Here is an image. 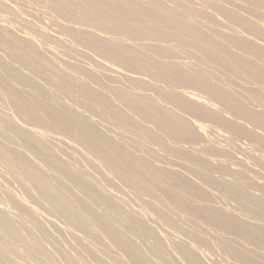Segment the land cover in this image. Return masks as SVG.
Returning <instances> with one entry per match:
<instances>
[{
    "label": "bare ground",
    "instance_id": "obj_1",
    "mask_svg": "<svg viewBox=\"0 0 264 264\" xmlns=\"http://www.w3.org/2000/svg\"><path fill=\"white\" fill-rule=\"evenodd\" d=\"M12 1L9 2L11 4H6L0 0L1 10L7 11L14 5L20 8L21 2L25 1L28 3H23L24 5H41L39 7H43V10L45 8L42 14L46 11L68 22H56L57 28L62 32L52 29L64 32L63 35L66 36L68 34L77 46H89L128 73L114 69L110 74H103L95 68L96 72L91 70L94 66L89 69L77 60L76 63L69 62L71 59L65 63L62 61L61 65L62 62L58 63L56 59L60 61L58 55H62L63 50V57L66 54L76 58L81 56V52L76 51L77 46L71 44L73 47L67 45L68 48H65L66 45L62 44L64 42L59 36L39 30L38 38L30 36L32 29L31 34L26 31L28 35L24 33L26 36L19 37L14 33V26L1 23L0 18V99L4 101L0 102V107L5 109L2 104L8 101L13 110L9 108L11 114L13 112L11 116L8 115L10 112L0 113V167L7 168L5 175L1 172L4 168H0V178L2 179V175L7 177L6 174L9 173L20 184L25 183L27 196L30 195L28 199L31 197L35 201L37 198L33 197L36 193L40 199L37 202H46V209L49 205L53 210L52 214L56 213L55 217L58 215L65 222L60 220L63 225L66 224L64 229L58 221L59 227L63 228L59 230L56 227L58 223L54 222V215L48 221L45 219L48 216L44 218V215L38 219L42 203L33 206L31 199L18 197L20 194L15 196L8 187L5 190L6 185L4 187L2 181L0 262L3 258L4 264H54L53 257L56 256L54 259L65 257L70 264H84L86 262L80 263L79 259L84 255L96 263L99 262L98 259L104 261L105 257V261H109L102 250L110 252L113 247L116 252L120 250L124 253L125 256L122 252L119 254L121 258L127 257V260L120 258L116 264H178L169 257L173 252H178L188 264H203L201 257L199 258L200 252L197 255L192 247H187L181 240H174L177 238L176 234H170V237L176 235L174 239L167 237L172 242L177 241V245L175 242L171 244L176 245L178 251L170 248L168 243L171 240L164 244L163 239L162 242L159 232L157 235L154 232L156 229L152 230L154 226L152 229L148 226V222L155 218L154 215L149 216L153 209V214H157L159 220L169 228L187 232L200 246H210L211 240L203 232L214 230L219 241L224 235L231 239L227 243L223 240L224 244L221 241L226 256L231 255L243 264H264V179L257 182L249 177L244 169L247 159L245 162L237 160L236 165L239 163L243 169L239 167L233 170L225 160H221L226 162L224 164L217 162L218 158H211L223 152L216 149L218 146L208 145L204 149L201 144L198 146L203 139L197 129L199 122L195 124V121L181 114L187 113L202 122L212 123L210 129L212 125L213 129L216 127L222 130L230 142L244 140L245 144L247 141V151L251 156L245 153L246 158L252 157L255 160L252 161L264 169V0ZM14 1H17L16 4ZM24 5H21L24 9L30 8ZM32 6L30 10H35L36 7ZM39 7L37 10L41 9ZM17 11L21 13V10ZM6 16L5 14L4 17ZM38 16L37 14V18ZM7 17L13 23L14 19L12 21ZM16 22L17 20L14 23ZM34 29L37 30L35 27ZM41 44L57 46L58 53L61 48L64 49L59 54L49 52L48 55L47 51H43L46 46L44 48ZM87 58L89 59L88 56ZM88 59L86 60L90 63ZM64 60L66 61V57ZM180 88L187 92L180 91ZM188 88L201 91L207 97L204 98L197 92H188ZM151 90L154 96L150 95ZM206 99L220 107L214 108ZM14 114L23 121L19 122L21 125L18 120H14ZM91 115L97 118H91ZM99 125L107 126L108 128L102 127L111 130V133L114 131L121 139L109 135L110 131L106 133ZM207 125L204 130L208 129ZM47 132H53L56 136L49 135L53 136L50 140ZM215 135L217 133L213 137ZM17 143L20 144L19 149L15 147ZM183 143L190 148H183ZM238 143L236 146H241ZM55 145L71 148L76 155L73 154L71 158L72 155L61 146L59 150L65 149V155L61 153L62 156L71 155L68 156L71 159H65ZM77 149L86 154L83 160L88 154L104 167V171L105 168L108 170L106 172L109 175L105 176V172L99 170V166L96 167L97 171L104 174V184L100 182L101 177L98 181L96 178L99 176H96V181L91 178L95 176L86 168L83 172L78 167L82 156L80 160L76 159L77 156L79 158ZM242 150L246 152V149ZM159 152L163 154L160 155ZM168 156L173 158L171 159L175 164L177 162L180 165L179 169L189 170L191 174L188 175L200 180L202 185L201 182H195L194 178H189L186 171H183L184 174L182 170L174 169L175 165L168 162L165 165L164 160ZM90 158L87 157L88 162ZM93 170L96 172V169ZM110 176L119 178L120 182L129 186L128 190L135 191V198L138 195L144 200L142 203L150 209V212L146 209L147 219L154 217L151 221L140 218L146 213L143 205L142 211L145 213L138 216L139 212L131 213L124 207V203L122 205V202H117L113 198L116 195L111 191H104L107 188L103 189V185L105 187L111 182ZM14 177H7L5 183L8 181L9 184L8 179L11 181ZM11 182L13 185L15 181ZM111 183L107 186L110 187ZM210 188L218 189L223 200L236 203L238 213L225 207L226 204L223 206L222 202L221 205L215 203ZM118 200L122 201L123 198ZM128 206L129 203L126 207ZM9 211H15V219L21 218L23 222L26 219L23 216L30 218L33 228L28 226L29 220L26 221L28 225L20 220L22 224L13 220ZM40 220L57 228V235H61V231L66 234H62L66 238L69 233V236L75 235V249L71 251L82 255H78L79 258L75 256V259L73 254V257L67 255L66 250L62 256L56 255L53 248L55 246L49 242L52 239L50 231L46 230L47 227ZM155 221L154 219L153 222ZM185 221L192 223L195 229L185 228ZM70 228L80 230L82 235L71 234ZM46 231H49V243H45ZM134 237L139 242H145L144 246L142 242L139 244L147 248L143 249L135 243L137 240L134 241ZM89 239L101 248L90 247L87 244ZM53 240L54 237L51 242ZM46 244H49L48 249H45ZM166 245L170 248L168 252L172 253L167 254ZM50 246H53V251L47 253ZM55 248L57 250L62 247L56 245ZM96 249H101L102 254ZM52 253L54 256H51ZM174 253L173 256L178 255ZM205 253L207 252L204 250L202 254ZM100 254L105 257L100 258ZM10 256L15 257L16 261L13 262ZM115 258L112 257L114 261ZM56 260V264L61 261ZM68 262L64 260L63 263Z\"/></svg>",
    "mask_w": 264,
    "mask_h": 264
},
{
    "label": "rangeland",
    "instance_id": "obj_2",
    "mask_svg": "<svg viewBox=\"0 0 264 264\" xmlns=\"http://www.w3.org/2000/svg\"><path fill=\"white\" fill-rule=\"evenodd\" d=\"M4 3H8V4H11V3H9V2H13L12 0L11 1H8V2H6V0L4 1V0H2ZM17 2V1H16ZM16 2L14 1V4H16ZM21 2V1H20ZM20 2H19V4H20ZM22 4H20V8H19V6L18 5H14V6H12L13 8H15L14 10H13V8H11V6L10 5H7V6H10V10L8 9L7 11H4L5 9H2L1 10V8H0V12L2 11L3 12V14H2V12H1V14L0 15H2V17H0L1 19V23L3 22L4 24L5 23H7L6 25H11V26H14V28L16 29V30H14V33L17 35V36H19V37H23V36H26L25 34L28 32L29 34H31L32 32H31V29H32V31H33V35L31 34L30 36H33L34 38L35 37H37L38 38V33H39V31H43V32H48V33H50V35L51 34H53V36L55 35L56 37L57 36H59L58 38L59 39H61L62 40V42H64V43H62L64 46L66 45H70V47H73L71 44H74L75 46H77V44L74 42V40L73 39H71L70 38V36L67 34V36L64 34L63 35V33H60V32H62L59 28H57L58 26H57V23L56 22H58V23H63V22H65V24H67L68 22H66V21H64V20H62V19H60L59 17L57 18L56 16H52V15H50V14H48L46 11L42 14V12L45 10V8H44V10L41 8V7H39V6H41V5H39V6H36L37 4H34V3H30V4H34L35 6L34 7H36V11L35 10H30V8H31V6L32 5H30V6H28V5H24L23 3H28V2H21ZM12 5H13V3H12ZM24 5V6H28V7H30V8H25L24 9V7H22V6ZM22 7V8H21ZM33 6H32V8H34ZM38 7L39 8H41V9H39V10H37L38 9ZM20 11L21 10V13H19L18 11H17V9ZM26 9H27V12H26ZM29 9V10H28ZM17 11V13H14V12H16ZM11 11V12H10ZM40 16H38V18H37V14L35 13V12ZM11 13V14H10ZM36 14V15H34V14ZM5 14L7 15V16H9V17H7V18H13L14 19V21H13V19H12V21H13V23L11 22V20H8V19H6V17H4L5 16ZM10 14V15H9ZM13 14H15V16L13 15ZM19 14H22L20 17H18V15ZM12 15V16H11ZM45 15H47V16H45ZM25 16V18H23ZM45 16V17H44ZM14 17H16V19L14 18ZM20 18V19H19ZM36 18V19H35ZM46 18V19H45ZM4 19V20H3ZM24 19V20H23ZM35 19V20H34ZM41 19V20H40ZM44 21H43V20ZM48 19V20H47ZM49 19H52V20H49ZM5 20H7L6 22H4ZM15 20H17V22L16 23H14L15 22ZM18 20H19V22H18ZM28 23H27V22ZM49 21V22H48ZM33 22H35V23H33ZM41 22H42V24H41ZM17 23L19 24V25H17ZM25 24H28V25H25ZM36 25V26H34V25ZM23 25H25L24 26V29H23ZM38 25V26H37ZM52 25V26H51ZM16 26H18L19 27V29H17L16 28ZM29 26H30V28H29ZM35 28H37V30L36 29H34V27ZM46 26V27H45ZM51 26V27H50ZM54 26V27H53ZM26 27V28H25ZM33 27V28H32ZM48 27V28H47ZM28 28V29H27ZM45 28H47V29H45ZM52 28H56V30H60V32L58 31H56L55 29H52ZM21 29V30H20ZM26 29V30H25ZM39 30V31H38ZM27 31V32H26ZM38 31V32H37ZM17 32H19V33H17ZM22 33V34H21ZM25 33V34H24ZM28 33H27V35H28ZM62 34V35H61ZM21 35H23V36H21ZM69 36V37H68ZM73 42V43H72ZM41 45H43L44 46V48H45V46H46V48H48V47H50L51 49L49 50V48H48V50H45L44 48H43V46H41L44 50L43 51H45V53H47L48 55H49V52H52L53 54H55L57 51H59V49L58 48H56L57 46H53V44L51 45H47V44H41ZM48 46V47H47ZM65 46V48H68V46L66 47ZM74 46V47H75ZM78 47V49H76V51L77 52H81V56H79L78 58H76V56H74V55H67L66 54V61L64 60V58L65 57H63L64 56V53H65V50H63L64 48H61L60 49V51L62 52V50H63V52H62V55H60L59 53H61V52H57L59 55H58V57L59 58H61V59H59L60 61H57V59H56V62H62V61H64V63L65 62H67L68 60H70L71 59V61H69V62H74V63H76L75 61L77 60V62H79V63H81V65L82 66H84V65H86V66H84V67H86V68H89V69H91V67H93L91 70H93V71H95V70H97V72H102L103 74H110V73H112L113 72V70L114 69H117V71L119 70V71H121V72H124V74H127V73H125L126 71H124V69H122L121 67H118L117 65H116V63H113V62H111V61H109V60H107L102 54H99V53H96V52H94L89 46H87V45H84V46H81V45H79V46H77ZM60 48V47H59ZM76 48V47H75ZM80 49V50H79ZM52 50V51H51ZM54 50V51H53ZM47 51V52H46ZM56 53V54H57ZM83 53V54H82ZM51 54V53H50ZM83 55V56H82ZM86 55V56H85ZM52 56V55H51ZM70 56H71V58H70ZM87 56L89 57V59L87 58ZM63 57V58H62ZM72 57H74V58H72ZM82 57H83V60H84V62H83V60H82ZM86 57V58H85ZM80 59H81V61H80ZM86 59H88L89 61H91L90 63H88V61L86 60ZM91 59V60H90ZM83 63H85V64H83ZM63 64V62L61 63V65ZM89 66V67H88ZM94 68H95V70H94ZM96 72V71H95ZM161 84V83H160ZM159 84V85H160ZM164 86V87H166L164 84H161V86ZM184 89V88H183ZM181 90V88H180V91H184V90ZM177 90V89H176ZM179 90V89H178ZM150 92V91H149ZM148 92V93H149ZM184 92H187V90H185ZM188 92H194V93H196L197 92V94L199 93V95L201 94V96H205V94L203 93V92H201V91H198V90H195V89H192V88H188ZM150 93H152V94H150V95H153L154 96V92L151 90V92ZM202 93L204 94V95H202ZM156 96V95H155ZM207 96H205L204 98H206ZM1 98V97H0ZM206 101H210V100H208V99H206ZM0 102L2 103V102H4L3 100H1L0 99ZM6 102V101H5ZM8 101L6 102V103H3L2 105L4 106V108L5 109H3V108H1L0 107V113H2V114H5V113H7L8 114V112H10L9 110V108H11V111H13L12 110V107H11V105H8ZM161 103H165V102H163V101H161ZM214 108H218V107H220V106H218V104H216V103H212L211 101L209 102ZM5 104H7L6 106H8V110L6 109V107H5ZM166 105H167V103H165ZM165 104H162V105H165ZM1 105V104H0ZM215 105V106H214ZM2 106V107H3ZM7 112H6V111ZM4 113H3V112ZM180 112V111H179ZM181 113V112H180ZM11 114V112L8 114L9 116H11L12 114H13V112H12V114ZM181 114H183V116H187V117H185V118H188L189 120H191V121H195L194 123L196 124L197 122H199V123H197V124H200V126L198 125V127H197V129H199L198 131H200L199 133L201 134V135H203L202 136V138L203 139H201V142L200 143H198V146H200V144H201V147L204 149V148H206L208 145V147H216V146H218V147H216V149H219L220 151H222L223 153H219V154H215L214 156H212L211 158H213V159H217L218 158V160H217V162H223L224 164L227 162V165L229 166V167H232V169L233 170H236V169H239V167H240V165H239V163L236 165V162H237V160H240V161H242L243 160V162H245L246 161V159H247V161H246V163H245V165H246V167L247 166H249L248 167V170H247V168L245 167L244 169H246V171H247V173H248V175H249V177L252 179H254L255 181H257V182H262L263 181V179H264V169L261 167L260 168V166L259 165H256L257 164V162L255 163V162H253V161H255L252 157H250L251 155L249 154V152L247 151V147H248V143H247V141H246V143L244 144V140H240V141H243V142H240L239 140H237L236 142L235 141H231V142H233V143H231L230 142V140H228V137H227V134H226V136L223 134V133H225V132H222V130L220 131V129H217L216 127L213 129L212 127V125H211V129H210V124H212V123H210V122H208V121H201V120H199V119H196V118H194V117H192V116H190L189 114H187L186 113V115H184L185 113H181ZM189 115V116H188ZM14 116V120L15 121H17L18 123L19 122H21L22 120H21V118L19 117V118H16V116L18 117V115L17 114H14L13 115ZM96 117V116H95ZM94 116L92 117V115H91V118H95ZM97 118V117H96ZM95 118V119H96ZM13 119V118H12ZM99 120V119H98ZM97 120V121H98ZM23 122V121H22ZM21 122V123H22ZM207 122H208V125H207ZM21 123H19L20 125H21ZM100 123V122H99ZM24 124V123H23ZM207 125V127H208V129L206 128L205 130L203 129L205 126ZM23 126V125H22ZM24 126H25V124H24ZM27 126V125H26ZM100 126V128L102 127V126H104V127H107V126H105V125H99ZM197 126V125H196ZM104 127H102V129L106 132V133H108L107 131H110V133H109V135H111V136H115V137H118L119 139H121V137H119V136H117L115 133H114V131L111 133V130H105V129H107V128H104ZM110 129V128H109ZM216 129V130H215ZM207 130H211L210 132H212V133H210L209 131L207 132ZM218 130V131H217ZM214 132V133H213ZM217 133V135H215L214 137H213V134H216ZM218 132L220 133V134H222V137H223V135L225 136V137H227V138H225V137H220V134H218ZM50 133H52V134H50ZM49 134H48V132H47V134H48V139H50V140H52L51 138L53 137V136H56L53 132H50ZM49 135H53V136H49ZM218 135H219V137H218ZM51 137V138H50ZM215 137H217V139L215 138ZM223 139L222 141H219L220 139ZM69 141V140H68ZM213 141V142H212ZM223 141H225V142H223ZM54 141H51V143H53ZM210 142H211V145H210ZM238 142H240V143H238ZM235 143V144H234ZM237 143H238V145H241V146H236L237 145ZM180 144H182V143H180ZM203 144V145H202ZM230 144H234L233 146L232 145H230ZM243 144V145H242ZM17 146H15V147H18V149L20 148V144L19 143H17L16 144ZM58 145V144H57ZM77 144H75V146H76ZM179 145V144H178ZM183 145H185V146H182V145H180V146H182L183 148H187V146H188V148H190L189 147V145L187 144H185V143H183ZM213 145V146H212ZM230 145V146H229ZM62 145H60V147H61ZM78 146V145H77ZM76 146V147H77ZM191 146V145H190ZM204 146V147H203ZM55 147L56 148H58V150H59V148L60 147H58V146H56L55 145ZM65 148V149H67L66 151H67V153H69V154H71V155H68L67 153H66V155H68V156H71V158L74 156V155H76L75 154V152L74 151H72L71 150V148H68V147H66V146H62L61 148ZM195 147H196V145H195ZM200 147V148H201ZM230 147H233V148H230ZM60 148V149H61ZM78 148V147H77ZM222 148H224V150H222ZM227 148V151L225 150ZM234 148H235V150H234ZM238 148H241V149H238ZM242 148L243 149H246V152H244L245 150H242ZM65 149H62V151L61 150H59V151H61V152H59L58 150V152L60 153V155H61V153H62V155L65 153L64 152V150ZM78 149H80V148H78ZM77 149V152H79V158H78V156H77V160H80V156H82V160H83V157H84V155H86V154H84V152H82L83 151V149H82V151L80 152L79 150ZM80 149V150H81ZM197 149H198V147H197ZM238 149V150H237ZM234 150V151H233ZM69 151V152H68ZM64 152V153H63ZM74 152V153H73ZM226 152H228V153H226ZM83 153V154H82ZM160 153V155H162L161 154V152H159ZM226 153V154H225ZM230 153H232V155H233V157L232 156H230L231 154ZM248 153L250 156V159H249V157H247L246 158V154ZM74 154V155H73ZM82 154V155H81ZM61 155V156H62ZM65 155V154H64ZM68 156H66V157H64V156H62L63 158H65V159H67V158H70V157H68ZM218 156V157H217ZM223 156V157H222ZM224 156H228L227 158H224ZM76 157V156H75ZM87 157H88V159H89V157H91L92 158V160H91V158H90V160H89V162H88V159H87ZM70 158V159H71ZM85 158H86V160H85ZM84 158V160H83V162H84V164H85V166L84 165H81V163L83 164V162H82V160L79 162L80 164H78V162H77V164H78V167L83 171V172H85L86 170H88V172H90L91 173V175L92 176H95V177H91V175H88V176H90L91 178H93V179H95L96 178V176H99V177H97L96 179H98V178H100L102 181H100L101 183H103L104 184V182H103V179H102V177H104V174H105V176L106 175H109V173L107 174V172H108V170L105 168V171H104V167H102V166H100V164L98 163V161L96 160V159H94L92 156H90V155H88L87 154V156ZM172 157L171 156H168V159L170 160ZM231 158H233V160L231 159ZM167 159V160H168ZM173 159V158H172ZM170 160V161H167V160H164V162H165V165H166V163L168 162L169 164L171 163L172 165H175V168L174 169H177V170H179V171H181V172H183L184 170H183V168H181V169H179V167H178V163L176 162V164L174 163V160ZM221 160H225V161H221ZM235 160V161H234ZM245 160V161H244ZM253 160V161H252ZM88 162V164H87V162ZM173 161V162H172ZM176 161V160H175ZM162 162V161H161ZM161 162H159V163H161ZM215 162H216V160H215ZM230 164H229V163ZM231 162H233V163H231ZM234 162H235V164H234ZM170 164V165H171ZM232 164V165H231ZM248 164V165H247ZM79 165H81V167L79 166ZM176 165H177V167H176ZM235 165V166H234ZM244 165V166H245ZM0 166H1V164H0ZM84 166V167H83ZM100 168H99V167ZM180 166V165H179ZM259 166V167H258ZM96 167H98L99 168V170H103V172H105L104 174H103V172H100V171H97L98 170V168H96ZM237 167V168H236ZM0 168H4V170H1V172H3V174L4 173H6L7 172V168H5V166H2V167H0ZM85 168H86V170H85ZM88 168H91V170L92 171H94V172H91V170L90 169H88ZM102 168V169H101ZM243 169V167H240V169ZM93 169H96V172H95V170H93ZM85 170V171H84ZM107 171V172H106ZM186 171V172H185ZM184 172L186 173V175L189 177V178H194L193 180L195 181V182H197L198 184L201 182L200 180H196V178L195 177H193V176H191V175H188V173H190V171L189 170H185ZM101 174H103L102 176L101 175H99L100 173ZM183 172V173H184ZM90 173H87L86 172V174H90ZM96 173V174H95ZM99 173V174H98ZM184 173V174H185ZM2 173H0V175H1ZM95 174V175H94ZM191 174V173H190ZM5 175V174H4ZM9 173H7L6 174V176L7 177H14V176H12V175H10ZM191 176V177H190ZM253 176V177H252ZM2 177V179L0 178V183L2 182V181H4V183H2V184H4L3 186L5 187V185H6V189L5 190H7V187L8 188H10L9 189V191L11 190V192L15 195V196H18L19 194V196L18 197H27V199H28V197L30 196H27L28 195V193H27V190H26V186L24 185L25 183H23V184H20V182L14 177V179H12L11 181L13 182V180L15 181V182H13V185L12 184H10V178L8 179L9 180V184H8V181L5 183V181H6V179H7V177H5V176H1ZM259 177H260V179H259ZM5 178V179H4ZM260 180H258V179ZM4 179V180H3ZM95 179V180H96ZM262 179V180H261ZM110 180H111V182L113 183H111V185H113L112 187H111V185H110V187H108L109 186V180L107 181V183H109V184H105L106 186L104 187V185H103V189L104 188H107L106 190L104 189V191L107 193V192H109V191H111L112 193H113V195L115 194L116 196H113V198L116 200L117 199V202L119 201L120 203L122 202V205H123V203H124V207L125 208H128L129 210V212H131V213H134V214H137L138 212V216L140 215H144V213L145 212H143V211H146V209L148 208L147 206L145 207V203H142V201L144 202V200H141V198L137 195V197L139 198V200H138V198H135V196H134V194L133 193H135V191H133V189H129L128 190V188H129V186H127L123 181L122 182H120L121 180L119 179V178H117V177H112V176H110ZM113 180V181H112ZM120 180V181H119ZM97 181V180H96ZM98 181H99V179H98ZM11 182V183H12ZM16 182H18L17 184H16ZM106 182V181H105ZM14 183L16 184L15 186H14ZM125 185H124V184ZM1 184V185H2ZM7 184H8V186H7ZM26 184H27V182H26ZM121 184H123V185H121ZM0 185V186H1ZM201 185H202V182H201ZM17 186H19V187H21V188H19V187H17ZM114 186H116V188L114 187ZM204 186V185H203ZM2 187V186H1ZM4 187H2V188H4ZM128 187V188H127ZM13 188V189H12ZM14 189L16 190V192H14ZM211 189V190H210ZM209 190H210V193L213 195V198L215 199V200H213L215 203H217V204H219L220 203V205H221V202L223 203L222 205L224 206V204H226V206L225 207H227V208H229L230 210L231 209H233V210H235V212L236 213H238V211L239 210H237V205H236V203L234 204V202L232 201V200H223L222 198H220L221 196H220V194H219V190L218 189H213L212 190V188H210ZM23 190V191H22ZM131 191H133V192H131ZM17 192H20V193H18L17 194ZM25 192V193H24ZM110 192V193H111ZM17 194V195H16ZM136 194V193H135ZM215 194H216V196H215ZM111 195V194H110ZM37 195H36V193H34V197H33V199L34 198H37V199H35V201L34 200H32V198L30 197V199H28V200H30L31 202H32V205L33 206H35L36 204L37 205H40L39 203H42L41 204V206L42 207H39V208H41V209H39L40 210V212L38 213V214H41V215H38V219H39V217L40 216H42V215H44L43 217L45 218V217H47L48 216V219L47 218H45L46 219V221H48V220H51L50 218L51 217H53L52 215H54V217H55V215H56V213L55 214H52V209L50 208V206L48 205V210L46 209V207H47V203L46 202H37V201H39L40 199L38 198V196L36 197ZM122 199L123 198V200L121 201V200H118V199H120V198ZM215 197H217V198H215ZM128 201V203H129V206H130V204H132L130 207L128 206V207H126L127 205H128V203H126L127 201ZM138 200V201H137ZM126 201V202H125ZM141 201V202H140ZM33 203H35V204H33ZM44 203V204H43ZM140 203H142V204H140ZM125 204H127L126 206H125ZM140 204V205H139ZM230 205V206H228V205ZM142 205L144 206V210H143V207H142ZM140 206H141V210H140ZM35 208H37V206L35 207ZM46 209V210H44V209ZM135 210V211H133V209ZM50 209V210H49ZM149 209V208H148ZM12 210V209H11ZM131 210V211H130ZM139 210V211H138ZM143 210V211H142ZM153 210V209H152ZM151 210V214L149 215V216H155V222H153V218H149L150 220H148L147 218H148V211L150 212V209L148 210V211H146V213H145V216H142V217H140V218H142L143 220H147V221H151V219H153L151 222H145V224L147 223L148 224V226H151L150 228L152 229V227L154 226V228L152 229V230H154V229H156V231H154L155 233H157V235H158V232H159V237H162L161 239H162V242L164 241L163 239H165V242H164V244L167 242L168 243V241L169 240H171V239H174L173 237H176V235H177V238H175L174 240H176L177 239V241H180L181 243H183V244H185L187 247H189V248H191L192 247V249L193 250H195L196 251V253H197V255L199 254V252H200V254L201 255H199V258H200V260L202 261V263L203 264H243V263H241V262H239L238 260H236V258L235 257H233V256H231V255H229L228 256V254H227V256L225 255L226 254V252H225V250L222 248V246H223V244H224V241H225V243H227L229 240L231 241V239L228 237V236H226V235H224V237L222 238V240L221 241H223L222 243L223 244H221V241H219L218 239H217V234H216V232L214 231V230H209V231H207V232H203V234L208 238V240L210 241V246H200L199 244H197L190 236H189V234L187 233V232H185V231H182V230H179V229H176V228H169V226L166 224V223H164L163 221H161V220H159V218H158V216H156L155 214H153V213H155V211H152ZM38 211V210H37ZM48 211V212H47ZM137 211V212H136ZM10 212V211H9ZM13 213H9L10 214V217L11 216H13V217H11L13 220H15L16 222L18 221V223H21V222H19V220L20 221H22L23 222V219L21 220V218H19V219H15V211H12ZM44 212V213H43ZM43 213V214H42ZM46 213V214H45ZM141 213V214H140ZM239 213H241V212H239ZM147 214V215H146ZM18 216H20V215H18ZM18 216H16V218L18 217ZM58 216V215H57ZM55 217L54 219H55V221L54 220H52V221H54V222H56V223H58L57 224V228L59 227V225L62 223V222H64L59 216L58 217ZM22 217V216H21ZM24 218H26V219H24V221L25 222H23V224L25 223V224H27L26 223V221H28L30 218H28V217H26V216H23ZM145 217V218H144ZM44 218H40L41 220H43ZM156 218H158V220L156 219ZM44 219V220H45ZM40 220V221H41ZM43 220V221H44ZM60 220H62V222L60 221ZM145 220V221H146ZM43 221H41L42 222V225H43V223L45 224L44 226H46L47 227V229L46 230H49L50 231V238H52L53 239V237H54V240H53V242H51L52 241V239H50V241H49V235H48V233H49V231H46V235H47V240H46V242L45 243H49L50 242V244L52 243V245L53 246H55L56 247V245H59V246H61L62 248V250L61 249H57L56 250V248L55 247H53V246H50L51 247V249L50 250H47V253H51L53 250V248L55 249L54 250V253H57L56 255H60V256H62L64 253H63V251L65 252V250H66V254L67 255H69V256H72L73 257V255H74V258L76 259V257H78L79 258V256L78 255H82L80 252L79 253H77V252H75L74 250L73 251H71L72 249H75L74 248V246H75V244H76V238H75V235L74 234H77V235H79V234H81L82 235V233H81V231L80 230H78L77 231V229H72V228H70L72 231V233L71 234H73L74 236H69L70 235V233L69 234H67V238L65 237L66 236V234H64V233H62V231H61V235H60V233H59V235L61 236H59V235H57L58 234V232H56L58 229L60 230H63V228H61V226H63L64 227V225H66V224H64L63 225V223H62V225L56 230L55 228H53L48 222H43ZM58 221H60V224H59V222ZM158 221V222H157ZM159 221H160V223H159ZM189 221H185V223H184V227L185 228H187V229H189V230H192L194 227L192 226V223L191 224H189L188 223ZM55 223V224H56ZM65 223V222H64ZM156 223V224H155ZM161 223H163L162 225H161ZM22 224V223H21ZM29 224V225H28ZM28 226H32L31 224H32V222H31V220H29L28 221ZM151 224V225H150ZM157 224H159V225H157ZM187 226V227H186ZM189 226V227H188ZM168 227V228H167ZM30 228H33V226L32 227H30ZM66 227H64V229H65ZM159 228V229H158ZM161 228V229H160ZM158 229V230H157ZM195 229V228H194ZM54 230H55V232H54ZM76 230V232L74 233V231ZM163 230V231H162ZM48 232V233H47ZM176 232V233H175ZM68 233V232H67ZM169 233V235H167ZM62 234H64V235H62ZM170 234H176L175 236L173 235H171V237H170ZM51 235H53V237H51ZM160 235H162V236H160ZM179 235H181L180 237H179ZM185 235V236H184ZM63 236L65 237L64 238V240L63 241H65V243L63 242V241H61L62 239H63ZM167 236H169V237H167ZM72 237H73V239H72ZM182 237V238H181ZM135 238V237H134ZM61 239V240H60ZM69 239H71V241L69 240ZM168 239V240H167ZM69 240V241H68ZM90 240V239H89ZM137 240V242H135V243H141V244H143V246L144 245H146L145 244V242H143V241H141V239H139L141 242H139L138 241V239H134V241H136ZM49 241V242H48ZM60 241H61V243H60ZM173 240H171V241H169V246H170V248L172 247V250L174 249V251L175 250H177V248H175V246L177 245L176 244V242L177 241H174L175 242V246L173 245V244H171V243H174V242H172ZM184 241V242H183ZM191 241V242H190ZM55 242V243H54ZM179 242V243H180ZM66 243H69V245L67 246L66 245ZM93 243V245H90V244H92ZM96 243V242H95ZM187 243H189V244H187ZM190 243H193V244H190ZM215 243H216V245H215ZM219 243V244H218ZM56 244V245H55ZM87 244L90 246V247H92V248H94V246H95V248H101V247H99V245L96 243V245L94 244V242H93V240H90V241H87ZM167 244V245H168ZM49 245V244H48ZM48 245L46 244L45 246H46V248L45 249H48L49 247H48ZM63 245V246H62ZM72 245H73V248H72ZM166 245V249H167V254H169V253H172V251L170 252H168V248H169V246H167ZM174 247H173V246ZM139 246H142V245H140L139 244ZM143 246H142V248H143ZM53 247V248H52ZM68 247V248H67ZM198 247V248H197ZM219 247V248H218ZM70 248V249H69ZM145 248V247H144ZM143 248V249H144ZM146 248H147V246H146ZM145 248V249H146ZM169 248V249H170ZM197 249V250H196ZM205 250V252H207V253H205V254H202L203 252H204V250ZM96 250H98V252H99V250H100V252L99 253H101V249H96ZM110 252H107V251H104V250H102V253H104L105 252V256H107L108 257V260L109 261H105V259H107L105 256H103V255H99V256H101L100 258H103V257H105L104 258V261L102 260H100V259H98L99 260V262L97 261L96 263H93L92 261H93V259H91V258H88L87 256H84V255H82L81 257L83 258V261H82V258L80 257L79 259H80V263H84V262H86V263H84V264H100V263H102V264H116V262H117V260H119L121 257H120V255L119 254H121V252L122 251H120V250H118V252H116L115 250H113V247L112 248H110ZM201 250L203 251V252H201ZM213 250H214V252H213ZM116 253H115V252ZM178 251V250H177ZM176 251V252H177ZM216 251V252H215ZM221 251H223V252H221ZM58 252H60L59 254H58ZM209 252V253H208ZM218 252H219V254L221 255H219L218 254ZM106 253H108V255L106 254ZM113 253V254H112ZM174 253V252H173ZM173 253L172 254H170V258L171 259H173V260H175L178 264H188L186 261H184L183 259H182V257H181V255L178 253V255H176L177 253H174L176 256H173ZM224 253V254H223ZM73 254V255H72ZM110 254V255H109ZM118 256H117V255ZM218 254V255H217ZM50 255V254H49ZM122 255H124V253L122 252ZM172 255V256H171ZM207 255V256H206ZM51 256H54V254L52 253V255ZM60 256H57V257H60ZM76 256V257H75ZM125 256V255H124ZM124 256H122L123 258H121L122 260L123 259H125V257ZM180 256V257H179ZM206 256V257H205ZM223 256V257H222ZM56 256H54L53 257V260H54V264H56L55 263V260L56 259H54ZM87 258V260H86V258ZM111 257V258H110ZM112 257H116L115 258V260L116 261H114V259H112ZM119 257V258H118ZM9 258V257H8ZM10 258H11V256H10ZM77 258V259H78ZM207 258V259H206ZM211 258V259H210ZM11 259H13L12 261L14 262V261H16V258L14 257V258H11ZM15 259V260H14ZM59 259V261H60V263L58 262V264H70L69 262H68V260L64 257V259H63V257H60V258H57V260ZM78 259V260H79ZM120 259V260H121ZM206 259V260H205ZM3 260V258H1V262L4 264V260ZM7 260V259H6ZM10 260V259H9ZM56 260V261H57ZM64 260H65V262L67 261L68 263H63L64 262ZM97 260V259H96ZM125 260H127V257H126V259ZM12 261H9V262H12ZM82 261V262H81ZM114 261V262H113ZM0 262V264H2ZM215 262V263H214Z\"/></svg>",
    "mask_w": 264,
    "mask_h": 264
}]
</instances>
